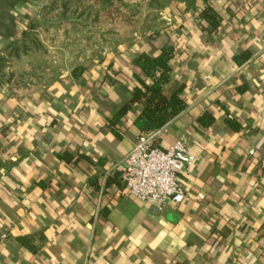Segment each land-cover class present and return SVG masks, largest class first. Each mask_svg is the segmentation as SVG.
Segmentation results:
<instances>
[{"label": "crops", "instance_id": "0c3cea01", "mask_svg": "<svg viewBox=\"0 0 264 264\" xmlns=\"http://www.w3.org/2000/svg\"><path fill=\"white\" fill-rule=\"evenodd\" d=\"M212 3L222 20L211 34L182 2L160 14L186 47L164 93L183 82L186 107L153 144L181 137L192 157L177 176L182 195L160 211L120 178L139 137L136 107L111 118L129 98L124 65L148 49L142 39L74 75L0 92V264H264V0ZM203 111L214 117L206 127Z\"/></svg>", "mask_w": 264, "mask_h": 264}, {"label": "trees", "instance_id": "16d2710c", "mask_svg": "<svg viewBox=\"0 0 264 264\" xmlns=\"http://www.w3.org/2000/svg\"><path fill=\"white\" fill-rule=\"evenodd\" d=\"M25 1L0 0V62L6 57L28 55L30 46L32 49L43 47L48 38L56 37L68 52L72 45L71 58L77 60L71 68L74 75L85 68L80 59L90 63L93 59L98 61L103 52L119 51L120 44H130L136 37L148 45L147 50L140 49L131 60L125 61L133 83L128 87V100L111 116L120 118L128 109L136 107L132 124L139 136L153 134L186 107L183 82L174 84L168 94L164 93L171 81V60L186 47L182 32L166 29L160 18L163 9L172 2H182L186 10L196 11L205 34L215 33L222 20L212 0H200V5L197 0H40L37 11L24 5ZM16 7H20V12L13 15ZM246 56L243 53L234 59L239 62L238 58L242 60ZM2 68L0 64V78ZM11 76L12 73L3 86L0 82L1 93L13 90L7 85ZM213 118L208 111H203L196 121L206 127ZM224 118L227 127H239L233 119Z\"/></svg>", "mask_w": 264, "mask_h": 264}, {"label": "built area", "instance_id": "2783aa9c", "mask_svg": "<svg viewBox=\"0 0 264 264\" xmlns=\"http://www.w3.org/2000/svg\"><path fill=\"white\" fill-rule=\"evenodd\" d=\"M157 133L158 130L137 137L118 165L125 191L140 200L154 202L155 209L160 211L171 195H182L177 176L185 171L192 157L181 137L167 149L155 146L153 138ZM175 152L184 154L185 160L175 157Z\"/></svg>", "mask_w": 264, "mask_h": 264}, {"label": "rangeland", "instance_id": "374dc122", "mask_svg": "<svg viewBox=\"0 0 264 264\" xmlns=\"http://www.w3.org/2000/svg\"><path fill=\"white\" fill-rule=\"evenodd\" d=\"M29 6L30 7H27L33 11H37L39 7L38 4L34 2L30 3V1ZM19 12L20 9L15 8L12 14L15 15ZM17 31H20V26L17 27ZM52 39L54 41H50ZM43 40L45 41V39ZM56 40V37L48 38L43 47L32 49L33 46H30L28 55L19 54L16 58L6 57L4 59L5 61H1L0 64L3 66V77L0 78V82L2 86L6 83L7 78H10L9 74L11 73V80L7 85L15 90L17 86L29 88L37 83L48 82V77L53 78L56 74L61 73V71L71 69L77 61L71 58L72 45H69L71 46V51L68 52L65 48L60 46ZM86 62H89V60L80 59V63Z\"/></svg>", "mask_w": 264, "mask_h": 264}, {"label": "water", "instance_id": "95a60500", "mask_svg": "<svg viewBox=\"0 0 264 264\" xmlns=\"http://www.w3.org/2000/svg\"><path fill=\"white\" fill-rule=\"evenodd\" d=\"M174 156L181 159V160H185V156L180 152H175ZM179 197H180L179 195L173 194L169 197V199H177Z\"/></svg>", "mask_w": 264, "mask_h": 264}]
</instances>
